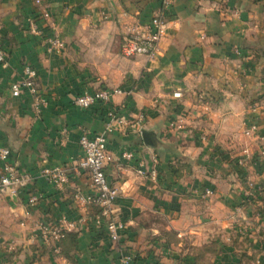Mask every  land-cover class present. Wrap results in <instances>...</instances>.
Wrapping results in <instances>:
<instances>
[{
	"label": "crops",
	"instance_id": "obj_1",
	"mask_svg": "<svg viewBox=\"0 0 264 264\" xmlns=\"http://www.w3.org/2000/svg\"><path fill=\"white\" fill-rule=\"evenodd\" d=\"M154 16L166 22L154 56H124L123 35ZM55 34L64 49L49 53L43 40ZM0 47V144L31 177L13 200L0 194V264H119L121 253L134 256L133 264H220L222 254H204L203 245L225 236L264 259V221L257 220L264 198L243 203L245 238L234 213L226 234L216 230L221 195L237 193L239 157L245 192L259 187L264 195V0H0ZM25 64L36 69L44 99L38 112L28 91L10 92ZM103 87L122 90L111 102L131 121L107 144L106 173L119 189L115 208L125 224L116 243L77 196L89 190L83 173L72 170L61 190L39 176L43 167L75 159L83 132L102 130L103 106L82 109L73 99ZM250 122L258 126L253 136L244 133ZM64 127L69 140L60 146ZM125 149L131 158L122 157ZM153 166L155 181L147 175ZM30 195L38 199L25 218ZM61 215L80 222L55 251L41 243L35 221Z\"/></svg>",
	"mask_w": 264,
	"mask_h": 264
},
{
	"label": "built area",
	"instance_id": "obj_2",
	"mask_svg": "<svg viewBox=\"0 0 264 264\" xmlns=\"http://www.w3.org/2000/svg\"><path fill=\"white\" fill-rule=\"evenodd\" d=\"M39 16L47 19L49 13L46 9H41ZM34 19L29 20L31 31L35 32ZM166 22L162 16H154L147 23L137 24L126 32L121 40V53L127 57L138 55L150 59L154 56L158 43L164 35ZM44 45L48 52H55L64 49V42L57 36L46 37ZM6 62V54L0 47V64ZM36 71L30 66L25 65L21 79L14 81L10 85L13 96H18L22 91H28L32 98L35 110L38 112L40 105H44V99L39 95L36 88ZM117 87L97 88L93 91H85L76 95L73 104L79 108L87 109L100 103L104 108V122L102 130L89 134L83 132L78 139L80 154L68 163L43 167L39 171V176L52 184L54 188L61 190L69 181L70 173L76 170L83 173L89 179V190L85 193L78 192L80 197L88 206L95 209L91 215L96 223H104L108 238L112 242H119L125 228L124 222L119 218L115 203L119 195V189L113 185L107 177L106 165L111 160L108 152V137L113 131L120 130L122 127L129 126L131 121L123 114L119 108L111 102L114 95L121 93ZM142 118V115L140 116ZM258 126L250 122L245 127L244 133L247 136L255 135ZM264 141V135H259ZM69 140V129L64 127L56 137V143L64 146ZM122 157L129 159L132 151L123 150ZM11 150L8 146L0 144V194L13 200L28 185L31 177L19 171L17 164L10 160ZM244 157L238 158V163L244 164ZM138 173L146 175L142 167L138 168ZM147 175L153 181L157 180L158 171L155 166L147 171ZM209 189H205L204 194H210ZM38 195H30L25 203L24 217L30 216L31 207L36 203ZM79 219H69L66 215L48 219L40 217L35 221L36 234L41 243L51 246L55 251L58 250L59 242L65 237L66 233L76 228ZM23 224V223H22ZM134 256L129 253H121L119 264H133Z\"/></svg>",
	"mask_w": 264,
	"mask_h": 264
},
{
	"label": "rangeland",
	"instance_id": "obj_3",
	"mask_svg": "<svg viewBox=\"0 0 264 264\" xmlns=\"http://www.w3.org/2000/svg\"><path fill=\"white\" fill-rule=\"evenodd\" d=\"M56 35V34H55ZM58 51H62V50H58ZM48 52V51H47ZM49 53H53V52H49ZM25 65H30V64H25ZM24 65V66H25ZM35 71L36 69L30 65ZM24 68V67H23ZM23 73V72H22ZM21 79V78H19ZM17 79V80H19ZM14 80V81H17ZM13 81V82H14ZM11 85V84H10ZM11 92V89H10ZM12 94V93H11ZM34 106V103H33ZM35 108V107H34ZM247 126V124L245 125ZM244 126V127H245ZM245 130V128H244ZM236 163V167H234V169H236V173H238L236 175L237 178L234 177V179L232 180V187L236 189L237 193L235 195H233L232 193H223L221 195V200L219 201V209L220 211H222L221 216L219 218V221L222 220V224L219 225V228L216 230H221V231H226L225 234L227 233V230L225 228H227V218H230V213L232 215V213H234V219L236 218L239 219V223L241 220L244 219L243 217V203L248 200L250 197L252 200H256L257 201H261L262 198H264V195H262V191L260 190V188L256 187V190H251L249 193L245 192V189L247 190L248 188H244L246 185H248L249 182V178L245 177L244 174V167L245 166H241V164L238 163V160H235ZM262 169V168H260ZM244 184V186H243ZM210 190V188H207ZM232 194V195H231ZM209 195V194H206ZM229 195H231L233 198L232 200H228L229 199ZM250 196V197H249ZM224 212V213H223ZM259 218H257V220L264 221V215H260L258 216ZM210 222V221H207ZM187 225L189 222H186ZM242 224L240 223V229L237 230V233L239 235H241L242 238H245L244 235H246V233L243 231L242 229ZM186 225V224H184ZM264 225V224H263ZM202 227H204V229L207 228L206 232L209 233L210 231H214V227L213 225H210V223H203ZM203 229V230H204ZM229 242V243H228ZM231 238H221L219 239V241L214 242L213 240H209L207 239L205 243V245H203V250H204V254L205 253H215V252H220V254H222L219 258L220 260V264H264V259L262 258L261 255L257 254V252L255 251L256 255L252 256V252L254 251H247V250H243V241L240 240H236L234 242H231ZM234 247V248H233ZM215 258V259H214ZM214 261L216 260V257H214Z\"/></svg>",
	"mask_w": 264,
	"mask_h": 264
}]
</instances>
